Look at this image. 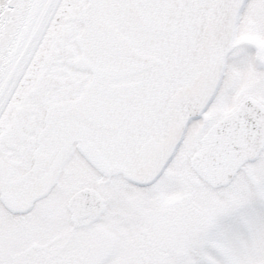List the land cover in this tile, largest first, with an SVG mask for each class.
I'll use <instances>...</instances> for the list:
<instances>
[{"label": "snow or ice", "instance_id": "6c2138e0", "mask_svg": "<svg viewBox=\"0 0 264 264\" xmlns=\"http://www.w3.org/2000/svg\"><path fill=\"white\" fill-rule=\"evenodd\" d=\"M0 264H264V0H0Z\"/></svg>", "mask_w": 264, "mask_h": 264}]
</instances>
